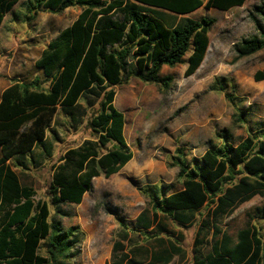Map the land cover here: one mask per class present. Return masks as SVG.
Wrapping results in <instances>:
<instances>
[{"label":"trees","instance_id":"obj_1","mask_svg":"<svg viewBox=\"0 0 264 264\" xmlns=\"http://www.w3.org/2000/svg\"><path fill=\"white\" fill-rule=\"evenodd\" d=\"M19 0H0V24ZM246 0H25L28 21L39 12L62 13L78 6L76 18L49 40L35 60L40 76L10 78L0 95V264H63L78 241L73 227L64 228L57 217L67 215L62 203L79 204L91 189L92 179L119 172L133 157L124 136V115L114 106L115 86L136 78L154 84L165 96L173 81L163 66L185 64L184 76L194 74L209 47L214 19L189 14L200 7L227 11ZM156 14H161L162 18ZM255 33L242 38L234 61L264 49V1L247 13ZM264 80V67L255 71ZM228 85L231 91H224ZM211 88L224 92L233 107L231 124L248 121L237 103L233 81L217 79ZM91 138L67 148L52 164L50 204L35 202L32 186L22 183L14 167L28 171L52 156L59 141L58 126L76 129L87 113ZM60 114L61 118L57 115ZM199 157L187 158L175 148L171 164L177 167L181 188L170 191L162 183L137 187L148 210L130 227L116 215L120 236L150 235L167 247H142L152 264H167L184 251L162 240L168 232L163 217L178 226H190L195 212L213 205L199 221L193 239V264H264V236L247 222L235 235L222 227V219L255 195L264 196V128L246 126V135L233 144V132L224 128ZM111 147L108 148V145ZM105 151H102V150ZM107 210H111L106 207ZM113 211V210H111ZM264 219V203L254 209ZM156 227L157 231L152 232ZM142 229V231H141ZM147 238V237H146ZM120 242L113 246L112 264ZM206 247V250H205ZM135 263L134 261H130Z\"/></svg>","mask_w":264,"mask_h":264},{"label":"rangeland","instance_id":"obj_2","mask_svg":"<svg viewBox=\"0 0 264 264\" xmlns=\"http://www.w3.org/2000/svg\"><path fill=\"white\" fill-rule=\"evenodd\" d=\"M264 0H246L242 6L227 11L200 7L186 14L193 19L202 16L214 19L209 31L207 54L197 69L184 76L185 64L164 67L162 74L171 75L173 81L169 92L163 96L154 84H146L132 78L129 83L115 86L114 106L125 118L124 136L133 151V157L117 173L109 177L100 175L92 179V187L85 192L79 204L62 203L67 215L57 217L64 228L73 227L78 241L70 256L63 264H112L113 246L120 242L116 259L123 258L122 264H152L142 247H167L150 235L136 234L133 229L126 238L120 236L116 215L126 219L131 227L136 216L148 210L145 198L137 187L147 183H162L170 191L181 188L177 178V167L171 164L175 148H185L187 158L199 157L212 142H217V132L229 128L233 132V144L246 135V126L264 128V80H255V71L264 67V49L255 54L234 61V46L242 38L255 33L248 18L252 5ZM25 0H19L5 14L0 24V90L10 78L29 79L40 76L35 60L49 40L69 25L80 12L78 6L65 9L62 13L39 12L35 19L28 21ZM162 18L161 14H156ZM233 81L234 94L240 109L245 110L248 120L242 127L231 124L233 107L224 92L211 88L217 79ZM224 91H231L226 85ZM87 113L76 129L58 126L59 141L53 145L52 156L44 159L39 167L20 171L14 167L22 183L32 186L34 200L50 204L49 183L52 164H57L63 152L91 138L86 126L91 109L84 99L80 100ZM61 118V115H57ZM111 144L108 145V148ZM102 151H105L104 149ZM264 203V196L255 195L238 205L222 219V227L230 234L247 222L255 224L264 236V219L254 215V209ZM205 206L195 212L190 226H178L166 217L161 218L168 232L158 236L166 238L184 251L182 257L175 255L167 264H193V239L199 221L212 208ZM51 211L53 212L50 204ZM109 207L111 210H107ZM142 231V229H141ZM157 231L154 227L152 232ZM147 237V238H146ZM206 250V247H205ZM130 261H134L132 263Z\"/></svg>","mask_w":264,"mask_h":264},{"label":"crops","instance_id":"obj_3","mask_svg":"<svg viewBox=\"0 0 264 264\" xmlns=\"http://www.w3.org/2000/svg\"><path fill=\"white\" fill-rule=\"evenodd\" d=\"M198 9H199V8H198ZM164 67H167V66H163V67H162V69H161V73H162ZM8 84H9V83H8ZM8 84H4V83L2 84V85H3V86H2L3 88L0 90V95H1V92L3 91V89H4L5 87H7ZM124 125H125V118H124Z\"/></svg>","mask_w":264,"mask_h":264}]
</instances>
